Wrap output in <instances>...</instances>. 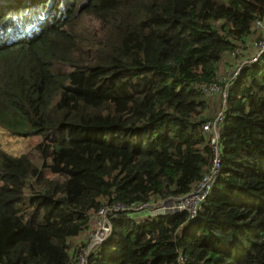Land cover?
Instances as JSON below:
<instances>
[{"label":"trees","instance_id":"16d2710c","mask_svg":"<svg viewBox=\"0 0 264 264\" xmlns=\"http://www.w3.org/2000/svg\"><path fill=\"white\" fill-rule=\"evenodd\" d=\"M263 16L264 0H0V126L42 138L36 160L0 151V264H77L102 206L193 190L222 107L202 84ZM218 132L197 216L123 213L87 264H264V54ZM25 202L42 222L23 218Z\"/></svg>","mask_w":264,"mask_h":264},{"label":"built area","instance_id":"2783aa9c","mask_svg":"<svg viewBox=\"0 0 264 264\" xmlns=\"http://www.w3.org/2000/svg\"><path fill=\"white\" fill-rule=\"evenodd\" d=\"M258 36L249 46L240 47L232 51L234 65L226 74H222L213 83L202 84L205 95L221 94L222 107L215 119L208 121L204 125L206 131L213 130L214 137L212 142L215 147L216 156L210 171L201 179L197 186L190 192L171 197L162 202L142 203L127 207L120 202L106 204L92 213L95 220L86 244L81 248L78 255L77 264H87L91 253L98 248L100 244L106 241L113 232V222L123 213L128 216L132 212L150 210V215H161L168 213L187 212L191 217L197 216L202 210L204 202L212 192L221 168V158L219 155V132L218 124L223 120L227 108V101L230 96V89L240 78L245 66L259 62L264 54V16L256 20Z\"/></svg>","mask_w":264,"mask_h":264},{"label":"rangeland","instance_id":"374dc122","mask_svg":"<svg viewBox=\"0 0 264 264\" xmlns=\"http://www.w3.org/2000/svg\"><path fill=\"white\" fill-rule=\"evenodd\" d=\"M226 71V70H225ZM227 73V72H224ZM215 95V94H214ZM210 95L209 99L216 97ZM221 110V107L219 108L218 112ZM40 136L31 135V136H17L10 133L9 130L5 129L4 127L0 126V151H5L10 155L13 156H21L23 154H29L31 157L36 160V158L33 155V149L34 146L41 141ZM149 210V209H147ZM147 210L140 211V212H133L132 216L135 220H141L145 217L149 216V212ZM150 211V210H149ZM21 213L25 220L31 221V222H42L43 221V212L32 207L28 206V204L25 202L23 206H21ZM95 224V220L93 221V225ZM94 228V227H93ZM89 236L88 233H85L83 235V238ZM85 240V241H86Z\"/></svg>","mask_w":264,"mask_h":264},{"label":"crops","instance_id":"0c3cea01","mask_svg":"<svg viewBox=\"0 0 264 264\" xmlns=\"http://www.w3.org/2000/svg\"><path fill=\"white\" fill-rule=\"evenodd\" d=\"M231 64H232L231 58H228L225 62L222 63V67H221L219 74L222 75V74H225L224 72H228L231 69ZM215 95H212V96H215ZM215 98L216 97L211 98V99H215Z\"/></svg>","mask_w":264,"mask_h":264},{"label":"clouds","instance_id":"9594fccd","mask_svg":"<svg viewBox=\"0 0 264 264\" xmlns=\"http://www.w3.org/2000/svg\"><path fill=\"white\" fill-rule=\"evenodd\" d=\"M232 60H233V62H232V64H231V68H232V66L234 65V58L231 56V61H232ZM230 70H231V69H230ZM230 70H229V71H230ZM225 74H226V73H225ZM219 76H220V74H219ZM217 94H219V93H217ZM220 95H221V94H220ZM221 98H222V97H221ZM217 114H218V113H217ZM216 116H217V115H216ZM143 211H144V210H143ZM147 211L149 212V216H150V211H149V210H147ZM132 213H133V212H132ZM132 213H131V215H130L129 217H133V216H132ZM127 216H128V215H127ZM92 218H93V217H92ZM93 221H94V219H93ZM93 221H92V224H91V229H92V227H93ZM91 229H90V231H89V233H88L89 235H90ZM112 233H113V232H112ZM111 235H112V234H111ZM88 237H89V236H88ZM88 237H87V238H88Z\"/></svg>","mask_w":264,"mask_h":264}]
</instances>
